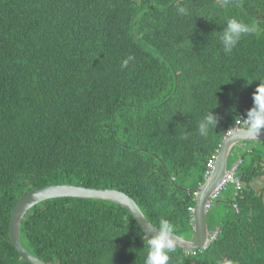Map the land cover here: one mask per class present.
I'll use <instances>...</instances> for the list:
<instances>
[{
    "label": "trees",
    "instance_id": "16d2710c",
    "mask_svg": "<svg viewBox=\"0 0 264 264\" xmlns=\"http://www.w3.org/2000/svg\"><path fill=\"white\" fill-rule=\"evenodd\" d=\"M229 18L256 31L226 54ZM260 80L264 0H0V264H30L10 241V216L24 193L53 183L124 191L152 223L190 238L204 142L222 143L234 125L214 114L202 137L200 116L226 95L234 123ZM240 150L242 185L209 214L219 220L208 217L218 238L196 254L175 247L168 264H264V189L251 185L264 177V143ZM21 228L49 264H145L148 253L134 216L104 199L44 200Z\"/></svg>",
    "mask_w": 264,
    "mask_h": 264
},
{
    "label": "clouds",
    "instance_id": "9594fccd",
    "mask_svg": "<svg viewBox=\"0 0 264 264\" xmlns=\"http://www.w3.org/2000/svg\"><path fill=\"white\" fill-rule=\"evenodd\" d=\"M177 11L181 15L191 14L189 12V9L185 6L179 7ZM226 23H227V27L220 35L219 40L223 46V51L226 54H228V53H231L232 50L236 47L238 42L241 40L242 36L254 33L256 31V26L255 25L249 26L247 23H244L236 18H229ZM133 59L134 57L132 56L127 57V59H125L122 62L121 67L122 68L127 67L129 64V61ZM252 99H253V107L250 108L247 111V113H243V112L240 113L239 114L240 116H238L235 122L232 123L226 118V116L231 117L228 112L230 108H232L233 99L228 98L226 95L220 96L218 102L214 106V109L216 111L208 110L203 115L200 116L203 118L198 122L199 134L202 137L208 136L209 131L214 129L218 123L217 118L214 115V114H217L219 115L220 123L222 124V126L224 125V130L228 126V124H234L233 126L228 127L225 130L226 134L230 135L236 130L243 129L249 137L251 138L258 137L261 134V132H264V80H260V83L257 85L256 90L253 93ZM190 136L192 135L190 134ZM248 142L249 141H240L237 144L243 146V145H246ZM204 143L208 146L209 150L212 153L207 158H204L203 163L206 165L205 179L203 182L199 183V185L194 189L193 191L194 204L188 207V211L190 215L192 216V229L194 233L190 236V238H186L183 235L178 234L179 236H182L188 240H193L196 235L194 210L196 208V202H197V197L199 195V189L204 186V183L208 180L212 171L216 167V162L220 155L221 148L223 146V144L219 142H212V141L206 142L205 141ZM249 143L259 144L260 142H249ZM232 152H233V149L230 151L228 155L227 173L225 174L220 184L210 193L205 203V207L208 212L207 224L210 230L208 241L203 247H200L198 249H190V250L184 249L185 251L189 252V254H196L199 251L203 252L204 250H207L210 244L218 238L221 227L220 228L216 227L215 229L210 227V224L208 222L209 214L211 213L212 210H214V208L218 207L219 203L222 200V196L224 192L229 187H232V185L240 187L242 185V177L240 176V173H239L242 159H240L239 161L235 162L232 165L230 163ZM258 179H261V178H258ZM251 185L254 186V188L259 192H262V189H264V186L258 187L255 183H252ZM231 203L236 209V212H238L239 211L238 203H236L234 200H232ZM152 224L155 225L159 229V233L157 236L151 239L146 235L147 238L145 239H146V246L148 248V253H147L146 260H145V264H168L169 259H170V253H172L175 250V247H179V246H176L175 240L173 238V233H176L174 232V226L169 220L163 219V218L159 220L158 226L154 223ZM226 264H231V261L226 262Z\"/></svg>",
    "mask_w": 264,
    "mask_h": 264
},
{
    "label": "water",
    "instance_id": "95a60500",
    "mask_svg": "<svg viewBox=\"0 0 264 264\" xmlns=\"http://www.w3.org/2000/svg\"><path fill=\"white\" fill-rule=\"evenodd\" d=\"M240 141L264 143V132H261L256 138H251L243 129H240L226 137L217 159L216 167L208 180L204 183V186L199 189L196 208L194 210L196 235L193 240H188L173 233L176 246L185 250L198 249L203 247L208 241L210 230L207 224L208 212L205 203L210 193L220 184L227 173L228 155L233 147ZM61 197L94 198L114 201L130 211L150 239L154 238L159 233V229L148 220L134 198L119 189L110 187H89L70 182L48 184L24 193L17 201L10 216L9 233L11 243L30 264L48 263L35 256L23 244L21 238L23 218L37 203L47 199Z\"/></svg>",
    "mask_w": 264,
    "mask_h": 264
},
{
    "label": "rangeland",
    "instance_id": "374dc122",
    "mask_svg": "<svg viewBox=\"0 0 264 264\" xmlns=\"http://www.w3.org/2000/svg\"><path fill=\"white\" fill-rule=\"evenodd\" d=\"M240 148H241V146L238 145V146L234 149V151L232 152V155H231V158H230V163H231L232 165H233L235 162H237V161H239L240 159H242V155H243V153H244L245 151H244V150L241 151ZM256 182H258V183H255L258 187H263V186H264V177H262L261 179H257ZM218 210H219V209H216L215 212L218 211ZM210 220H215V221H217V220H219V216L217 215V216L214 217V218H212V217L210 216V217H209V221H210ZM121 250H122V248H121V249H118V251H121Z\"/></svg>",
    "mask_w": 264,
    "mask_h": 264
},
{
    "label": "bare ground",
    "instance_id": "6f19581e",
    "mask_svg": "<svg viewBox=\"0 0 264 264\" xmlns=\"http://www.w3.org/2000/svg\"><path fill=\"white\" fill-rule=\"evenodd\" d=\"M228 135H229V134H226L225 138L223 139L222 144L224 143V141H225V139H226V137H227ZM236 146H238V144H236V145L233 147V150H234V148H235ZM240 146H241V145H240Z\"/></svg>",
    "mask_w": 264,
    "mask_h": 264
}]
</instances>
